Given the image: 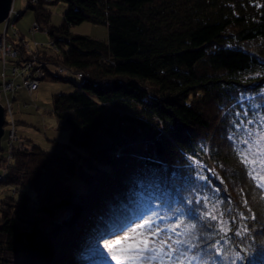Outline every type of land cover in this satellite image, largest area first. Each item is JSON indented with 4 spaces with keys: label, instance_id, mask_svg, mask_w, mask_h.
Wrapping results in <instances>:
<instances>
[{
    "label": "trees",
    "instance_id": "16d2710c",
    "mask_svg": "<svg viewBox=\"0 0 264 264\" xmlns=\"http://www.w3.org/2000/svg\"><path fill=\"white\" fill-rule=\"evenodd\" d=\"M63 1L61 26L50 23L51 2L30 7L60 48L41 56L83 74L53 96L69 138L51 150L15 145L0 180V264H115L104 242L144 219L179 225V238L207 249L193 264H264V193L227 138L233 122L264 117V0ZM83 21L107 25L108 39L71 31ZM244 199L259 220L237 219L233 233L251 231L209 240L218 228L206 225L218 221L206 212L250 215ZM214 241L220 252L207 248Z\"/></svg>",
    "mask_w": 264,
    "mask_h": 264
},
{
    "label": "snow or ice",
    "instance_id": "6c2138e0",
    "mask_svg": "<svg viewBox=\"0 0 264 264\" xmlns=\"http://www.w3.org/2000/svg\"><path fill=\"white\" fill-rule=\"evenodd\" d=\"M257 75H260V73H257ZM245 100L246 97L243 94L238 97V102ZM256 107H259V105H256ZM236 115H239V112ZM244 115L247 116L248 112L245 111ZM233 123L237 130L236 132L230 131L227 138L229 141H233L235 136L236 142L233 147L241 163L245 166L244 174L250 177L255 186L264 193V117H260L255 123L252 120L246 121L247 124H254L251 129L240 128L236 122ZM262 199H264V195H262ZM243 203L250 215H245L241 211L238 217L232 216L231 221L224 219L225 212L231 213L233 211L231 208L220 211L217 215L218 205H213L212 209L206 212L207 218L218 221L215 226L206 225L210 230L213 227L218 228L217 233L209 231V240L215 234L221 235V239H231L229 233H233L232 222L237 219L241 222L249 220L258 222L259 217L248 206V199H244ZM203 206V204L200 205V207ZM192 218L199 219L195 213ZM129 227L130 230H123L127 231V234L122 235V239H116L114 243L104 242L103 255L109 261H115V264H193V261L200 259V251H207V249H201V245L193 243L191 239L179 238L182 235L176 231L179 225L166 230L156 224L155 221L144 219L143 222ZM254 227L255 225H253ZM250 231L248 223H242V226L233 234L244 236ZM173 235H176L177 238L173 239ZM194 239H199V237L195 236ZM218 244L219 241H214L209 243L207 248H214L217 252H220L221 249L217 248ZM104 249H107V252ZM194 249L199 251L193 252ZM237 257L241 261L246 258L239 256V254H237Z\"/></svg>",
    "mask_w": 264,
    "mask_h": 264
},
{
    "label": "rangeland",
    "instance_id": "374dc122",
    "mask_svg": "<svg viewBox=\"0 0 264 264\" xmlns=\"http://www.w3.org/2000/svg\"><path fill=\"white\" fill-rule=\"evenodd\" d=\"M13 2V1H12ZM31 4L28 0H14L13 5V16L11 24L9 26V34L12 36L15 33V29L18 30V34L21 36H15V41L25 38L31 42L38 41L41 44H46L52 40L49 32L46 29H39L33 34L29 31L33 22L37 19L36 9L30 7ZM44 8L50 13V23L55 26H61L64 23V12L68 8V3L60 0L55 3H45ZM16 13H20L19 20L16 21L15 25H12L16 17ZM5 21L0 23V31L4 29ZM45 28V27H44ZM71 31L79 34L89 35L96 39L107 40L108 39V26L104 24H95L90 21H83L79 24L71 26ZM14 40V39H13ZM55 43L56 41L53 40ZM57 44V43H56ZM34 46V45H32ZM56 53L60 51L59 45ZM52 52V51H51ZM63 66L61 64L51 63L48 66V74L45 80L42 81L40 88L37 92L30 95L24 88H21L15 95L17 99L13 101L14 119L16 121V131L20 140H26V146L37 145L45 150H51L54 142L67 141L69 138V128L66 126H59V120L54 113L53 96L59 93H70L76 89V83L79 78L75 75H71L70 80L57 79L52 73L57 74L58 67ZM1 73V64H0ZM8 96L10 99L13 98L14 94L9 92ZM250 97V96H249ZM4 102L6 98L4 97ZM214 110V108L212 109ZM211 111V110H210ZM257 117L252 121L255 123ZM247 128H253L254 124H247ZM10 125H5V134L2 138L1 150L2 155H6L8 141H9V130ZM201 165L207 167L211 174H214V166H206L204 162ZM3 168L0 166V173ZM70 184L77 189H84V182L78 177H73L70 180ZM4 185L0 183V196L3 195ZM3 193V194H2ZM130 230V229H129ZM123 232L121 235L114 237L111 242L114 243L116 239H122V235H126Z\"/></svg>",
    "mask_w": 264,
    "mask_h": 264
},
{
    "label": "built area",
    "instance_id": "2783aa9c",
    "mask_svg": "<svg viewBox=\"0 0 264 264\" xmlns=\"http://www.w3.org/2000/svg\"><path fill=\"white\" fill-rule=\"evenodd\" d=\"M54 0H28L31 5H37L42 2H52ZM13 5L14 0L12 2L11 10L9 15L5 19L4 29L0 31V64H1V74H0V96L1 98L5 97L6 102L4 105L5 109V119L6 124L10 125L9 128V148L7 150L8 159H12L14 147V142H17L18 137L15 133L14 126L16 125V121L13 116H10L7 108L9 106L12 107L13 101L17 99V95H15L21 88H24L29 94H33L34 91L40 87L41 79L47 76L48 74V66L50 64L49 61H46L42 57L38 55H34V53L30 54V50H27L29 47L31 48V42L26 39V37L21 38V46L16 45L15 36H19L18 30L15 29V33L12 36L9 34V26L11 24L12 16H13ZM20 13H16V17L12 22V25H15L16 21L20 18ZM46 29L40 25L36 20L33 22L30 27V32L33 34L35 31L39 29ZM47 30V29H46ZM48 31V30H47ZM14 38V41L10 37ZM32 44L35 46L41 47L46 44H41L38 41H33ZM47 46V45H46ZM24 49H23V48ZM49 49L56 53L58 50L57 44L52 40L48 43ZM25 50L27 53H25ZM34 51V50H33ZM61 72L67 76L69 72L73 73L72 70L64 67H58ZM78 78H82L83 74L81 72L76 74ZM15 80H18L16 82ZM9 92L14 94L13 98L10 99L8 96ZM6 172V171H5ZM5 172H2L0 175V180L3 178Z\"/></svg>",
    "mask_w": 264,
    "mask_h": 264
},
{
    "label": "bare ground",
    "instance_id": "6f19581e",
    "mask_svg": "<svg viewBox=\"0 0 264 264\" xmlns=\"http://www.w3.org/2000/svg\"><path fill=\"white\" fill-rule=\"evenodd\" d=\"M33 45V44H32ZM31 45V48L29 47L27 50H30L29 52H30V54H32V53H34V55H38L39 54V56L40 57H42L43 59H45L43 56H41V52H43L44 50H46V48H48V46H45V45H43V46H41V47H39V46H37L36 48H35V46H32ZM34 50V51H33ZM46 61H49V60H47V59H45ZM48 70V69H47ZM73 72V71H72ZM1 74V73H0ZM77 73H72L71 74V72H69L68 74H67V76L69 75V76H71V75H75V76H77L76 75ZM57 75H62V76H66V75H64L62 72H61V70L58 68V71H57ZM46 78H48L47 76H45L44 78H42L41 80L43 81V80H45ZM58 79V78H57ZM16 82H18V80H15ZM42 81H41V83H42ZM40 88V87H39ZM39 88H37L35 91H34V93L35 92H37L38 90H39ZM29 93V92H28ZM33 93V94H34ZM30 95H32V94H30ZM0 103L3 105V107H4V105H6L5 104V102H4V97L3 98H1V96H0ZM3 110H4V114H5V109L3 108ZM7 111H8V113H9V115L10 116H13L14 117V110H13V105H12V107L11 106H9L8 108H7ZM5 116V115H4ZM17 124V123H16ZM5 125H6V119H5V124H4V134H5ZM16 126L17 125H15L14 126V129H15V133L17 134V131H16ZM9 131V130H8ZM17 137H18V141L17 142H14V144H13V147H15V145L17 146V145H19L20 147H24V146H26V140H20L19 141V136H18V134H17ZM2 143V142H1ZM2 145V144H1ZM8 148H9V144H8V147H7V150H8ZM2 149H3V146H2ZM1 149V150H2ZM1 150H0V152H1ZM8 155H9V153H6V155H2L1 153H0V156H1V160H0V166L3 168V171L2 172H5V171H7V169H8V165L10 164V161H11V158H10V160L8 159ZM13 156V155H12Z\"/></svg>",
    "mask_w": 264,
    "mask_h": 264
},
{
    "label": "water",
    "instance_id": "95a60500",
    "mask_svg": "<svg viewBox=\"0 0 264 264\" xmlns=\"http://www.w3.org/2000/svg\"><path fill=\"white\" fill-rule=\"evenodd\" d=\"M13 0H0V23L5 21L11 10ZM5 116L3 105L0 103V150L2 149V138L4 136ZM1 160V156H0Z\"/></svg>",
    "mask_w": 264,
    "mask_h": 264
}]
</instances>
